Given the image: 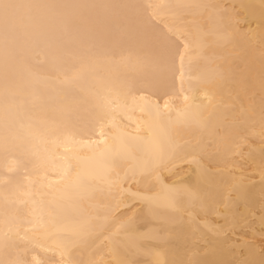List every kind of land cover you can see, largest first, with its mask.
<instances>
[{"label":"bare ground","instance_id":"1","mask_svg":"<svg viewBox=\"0 0 264 264\" xmlns=\"http://www.w3.org/2000/svg\"><path fill=\"white\" fill-rule=\"evenodd\" d=\"M0 264H264V0H0Z\"/></svg>","mask_w":264,"mask_h":264}]
</instances>
